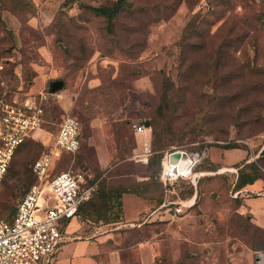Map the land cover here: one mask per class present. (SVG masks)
Listing matches in <instances>:
<instances>
[{
    "label": "rangeland",
    "instance_id": "374dc122",
    "mask_svg": "<svg viewBox=\"0 0 264 264\" xmlns=\"http://www.w3.org/2000/svg\"><path fill=\"white\" fill-rule=\"evenodd\" d=\"M42 5L40 11L33 0H0V97L65 84L52 93L42 129L11 164L0 218L15 216L35 181L33 164L71 116L81 123V148L63 154L53 169L84 174L98 186L94 215L84 212L77 220L79 237L113 236L107 264H258L264 229L241 210L244 199L234 190L238 169L224 166L223 155L230 147L248 154L264 183V162H258L264 149V0ZM146 121L154 152L147 165L133 160L141 144L133 127ZM203 149L210 157L197 169L207 171L197 204L180 216L167 213L160 207L164 155ZM212 161L223 168L215 171ZM176 192L186 199L190 189L181 184ZM116 194L126 196L125 209ZM250 195L264 197V190ZM70 223L63 224L64 235Z\"/></svg>",
    "mask_w": 264,
    "mask_h": 264
},
{
    "label": "built area",
    "instance_id": "2783aa9c",
    "mask_svg": "<svg viewBox=\"0 0 264 264\" xmlns=\"http://www.w3.org/2000/svg\"><path fill=\"white\" fill-rule=\"evenodd\" d=\"M51 96V92L43 91L38 94L6 92L0 97V198L17 151L34 139L45 124ZM81 129L77 118L66 116L63 119L53 147L33 165L35 181L22 197L13 220L0 218V264H55L56 255L65 242L63 224L79 218L80 208L93 198L98 189L84 174H54L53 167L63 154L74 155L80 150ZM133 129L141 140L133 160L147 165L153 155L151 128L142 122ZM176 153L180 158L175 157ZM184 157L188 163L182 169ZM208 157L207 149L198 152L173 150L164 155L160 178L167 196L161 209L180 216L196 205L198 183L206 176L205 173H197L196 169ZM180 183L194 187L195 193L191 198L179 197L176 187ZM257 259L258 264H264V254L259 253Z\"/></svg>",
    "mask_w": 264,
    "mask_h": 264
},
{
    "label": "crops",
    "instance_id": "0c3cea01",
    "mask_svg": "<svg viewBox=\"0 0 264 264\" xmlns=\"http://www.w3.org/2000/svg\"><path fill=\"white\" fill-rule=\"evenodd\" d=\"M33 1L38 6L40 11L44 10L42 5L44 0ZM240 151L241 150H229L225 152L223 155L224 159L226 156L224 166L234 167L249 158L248 154ZM212 162L215 165H219L220 163L214 161ZM221 167L223 168V166ZM258 190H264V183L262 181H258L253 186L246 187L242 191L238 192L237 195L244 199L241 210L249 213L252 216L254 223L258 227L264 229V197L255 198L251 197L250 195ZM125 198L126 196H124L122 199L124 203V209L126 208ZM127 219L130 221L128 217ZM82 229L83 227L79 224L77 219L71 221L70 226L68 229H66L65 234L68 236V241H66L67 243L62 246L57 253L55 264H107L105 253L107 250V244L113 243V236L102 234L79 237Z\"/></svg>",
    "mask_w": 264,
    "mask_h": 264
},
{
    "label": "trees",
    "instance_id": "16d2710c",
    "mask_svg": "<svg viewBox=\"0 0 264 264\" xmlns=\"http://www.w3.org/2000/svg\"><path fill=\"white\" fill-rule=\"evenodd\" d=\"M119 9V6H118V8H116V11ZM100 11H106L105 9H103V10H100ZM23 92V91H22ZM173 100V99H172ZM49 108H50V105L46 108V118H47V112H48V110H49ZM154 135H155V139H156V144H157V139H158V132L155 130L154 131ZM28 142V141H27ZM26 142V143H27ZM25 143V144H26ZM25 144H23L22 146H24ZM152 144V143H151ZM22 146L19 148V150L22 148ZM151 147H152V145H151ZM231 149H237V147H230L229 149H227V150H231ZM19 150L17 151V153L19 152ZM152 152H153V147H152ZM17 153H16V155H17ZM16 155H15V157H16ZM153 155H154V152H153ZM153 155L151 156V158H150V161L152 160V157H153ZM249 161V159H247V160H245L244 162H242L241 164H238V165H236V166H234L233 168H235V169H238V179H237V182L234 184V190L238 193V192H240V191H242L243 189H245L246 187H248V186H253V185H255L258 181H262L263 180V175H262V173H261V170H260V167L258 166V163H255V162H248ZM258 162H264V149L261 151V153H260V156H259V158H258ZM204 163V162H203ZM202 163V164H203ZM149 164V163H148ZM201 164V165H202ZM34 165V164H33ZM200 165V166H201ZM200 166H198V168L200 167ZM32 168H33V166H32ZM197 168V169H198ZM212 168H214V170L215 171H218L219 169H221L222 167L220 166V165H215L214 164V166L212 167ZM197 169H196V171H197ZM10 170V169H9ZM204 172H207V171H197V173H204ZM8 173H9V171H8ZM54 174H55V172H54ZM8 175V174H7ZM32 175H33V172H32ZM6 178H7V176H6ZM6 178H5V180H6ZM204 178V177H203ZM202 178V179H203ZM201 179V180H202ZM33 180H34V176H33ZM201 180L199 181V183H198V195H199V184H200V182H201ZM4 183H5V181H4ZM92 183H93V181H92ZM181 184H186L188 187H189V189H190V194H189V196L186 198V199H188V198H191L193 195H194V193H195V189H194V187L191 185V184H187V183H180V184H178V186L179 185H181ZM32 186V185H31ZM29 189H30V187H29ZM29 189H27L26 191H24L23 193H22V197L26 194V192L29 190ZM97 191H98V189H97ZM97 191L94 193V196H93V198L89 201V202H87L86 204H84L81 208H80V211H79V213H78V215H79V217H81L82 216V214L84 213V212H86L88 215H94V208L96 207V206H98V204H99V202L98 201H96V195H97ZM163 199L161 200V203H160V207H162V205L164 204V202H165V200H166V196H167V193H166V190H165V188L163 187ZM123 196H122V194H116V196L114 197L115 198V202H118V205L119 206H122V198ZM113 198V199H114ZM22 199V198H21ZM243 199V198H242ZM197 200H198V197H197ZM21 201V200H20ZM20 203V202H19ZM19 203H18V205H17V208H16V212H17V209H18V206H19ZM114 203V202H113ZM196 204H197V201H196ZM243 205V204H242ZM16 212H15V214H16ZM14 217V216H13ZM13 217L11 218V219H9V220H7V221H12L13 220ZM65 223H67V222H65ZM262 229V228H261Z\"/></svg>",
    "mask_w": 264,
    "mask_h": 264
},
{
    "label": "water",
    "instance_id": "95a60500",
    "mask_svg": "<svg viewBox=\"0 0 264 264\" xmlns=\"http://www.w3.org/2000/svg\"><path fill=\"white\" fill-rule=\"evenodd\" d=\"M64 86H65V84L62 81H56V82L52 83V85H51V93H57V92L61 91L64 88ZM144 123H145V126L147 128H151V125H150L149 121H146ZM175 157L176 158H180V154L176 153ZM187 163H188V159H187V157H184L180 167L182 169H184L186 167Z\"/></svg>",
    "mask_w": 264,
    "mask_h": 264
}]
</instances>
